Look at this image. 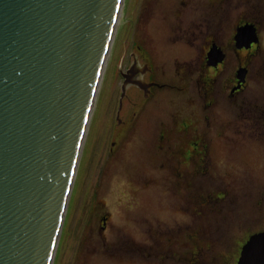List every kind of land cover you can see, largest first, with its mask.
<instances>
[{"label":"rangeland","instance_id":"1","mask_svg":"<svg viewBox=\"0 0 264 264\" xmlns=\"http://www.w3.org/2000/svg\"><path fill=\"white\" fill-rule=\"evenodd\" d=\"M260 2L264 6V0ZM125 3L131 11L134 0ZM127 13L122 12L123 22L118 24L98 91L53 264H239L241 245L264 230V145L248 134L264 131V126L256 131L252 126L259 117L263 116L259 121L264 119V53L256 59L257 67L242 92L231 98L224 90L227 73H223L215 82L216 103L202 109V114H211L213 109V120L221 124L237 120L240 130L233 125L222 128L223 136L229 137L214 139L212 155L222 174L195 181L196 187L209 185L207 192L214 198L201 208L196 201L200 193L192 196L185 188L180 196L173 195L177 186L170 185L173 176L168 179L173 169L157 168L158 161L165 158L159 134L174 124V115L195 112L200 116L197 106L210 98L195 80L196 73L192 79H183H190L189 88L159 89L143 104L125 99L120 107L125 84L121 58L128 53L124 46ZM165 49L163 57L176 50ZM164 66L166 78L177 82L178 78L169 77L171 71L176 74L171 63ZM132 95L136 100V89ZM134 115L133 126L125 132L130 125L121 126L122 118L129 120ZM122 129L125 133L113 146L112 140ZM221 190L225 192L220 194ZM220 195L225 196L220 199Z\"/></svg>","mask_w":264,"mask_h":264},{"label":"water","instance_id":"2","mask_svg":"<svg viewBox=\"0 0 264 264\" xmlns=\"http://www.w3.org/2000/svg\"><path fill=\"white\" fill-rule=\"evenodd\" d=\"M123 1L0 0V264L54 263Z\"/></svg>","mask_w":264,"mask_h":264},{"label":"flooded vegetation","instance_id":"3","mask_svg":"<svg viewBox=\"0 0 264 264\" xmlns=\"http://www.w3.org/2000/svg\"><path fill=\"white\" fill-rule=\"evenodd\" d=\"M245 2L248 3L245 5ZM129 8V5L126 6L124 11L125 16L129 11L126 17L127 44H124L128 53L121 58L124 61L120 66V74L123 75V81L126 73L130 81L135 83L125 91L121 90V97L123 92L125 96L123 100L120 97L119 103L122 102L123 106L126 99L134 105L138 100L143 104L154 97L159 89L189 88L190 79H183H192L196 73L195 80L206 91L205 96L210 98L209 102L203 100L206 104L197 106L201 110L200 116L195 112L190 116L174 115V124L169 125V129H162L159 146L165 149V158L157 163L161 171L173 169L168 178L173 176L170 185L177 186L173 195L180 196L185 188L192 196L200 193V199L196 201H199L201 208H205L214 201L211 192L206 189L209 185L205 183L196 187L194 183L197 179L222 174L218 171V160L212 155L213 141L219 137H229L227 134L223 136L224 133L220 131L222 128L233 125L238 131L240 125L237 120L221 124L213 120V109L211 114L205 111L202 114V109L216 103L215 82L223 73H227L224 90H228L231 98L245 89L251 72L257 67L256 59L264 53V6L260 0H198V3L197 0H134L131 11ZM168 47L176 49L165 54L170 60L163 57ZM167 61L176 73L173 76L171 71L169 77L178 78L177 82L166 78L164 65ZM234 62V68L227 71ZM156 75L165 76L166 79ZM180 80L184 81V85ZM134 89L136 100L132 95ZM133 117L129 120L122 118L121 126L130 125L125 132L133 126L136 115ZM262 118L259 117L256 120L258 123L252 124L254 131L264 126V119L259 121ZM125 132L122 129V133L112 140L113 146ZM248 134L255 143L264 145V131ZM201 187L204 189L201 190ZM223 192L221 190L220 194ZM107 217L104 216V222H107ZM173 240L176 238H170L171 242Z\"/></svg>","mask_w":264,"mask_h":264},{"label":"bare ground","instance_id":"4","mask_svg":"<svg viewBox=\"0 0 264 264\" xmlns=\"http://www.w3.org/2000/svg\"><path fill=\"white\" fill-rule=\"evenodd\" d=\"M123 3L124 4H122L121 6H120V12H119V17L117 18V21H116V30H115V32H114V36H112V40L113 41H111L112 43L110 44L111 46L108 48V53H107V55H106V57H105V59H104V63H103V70H102V76H101V79H100V81L98 82V87H97V90H96V94H95V98H94V101H93V104H92V112H91V116H92V114H93V111H94V106H95V104H96V101H97V99H98V91H99V88H101L100 86H102V78L105 76V68L107 67V65H108V58H109V56H111L110 54L112 53V51H113V45H114V43H115V40H116V38H117V36H118V24L120 23V22H123V16H122V12L124 13V11H125V7H126V3H125V1H123ZM91 116H89V119H90V121H89V123L91 122ZM89 124L87 123V126H88ZM87 126H86V128H87ZM88 135V134H87ZM87 137V136H86ZM86 137H84V139H86ZM69 204H70V199H69ZM69 204H68V206H69Z\"/></svg>","mask_w":264,"mask_h":264}]
</instances>
